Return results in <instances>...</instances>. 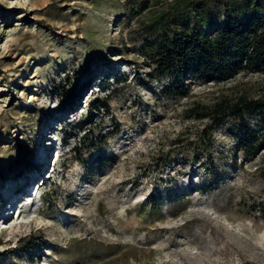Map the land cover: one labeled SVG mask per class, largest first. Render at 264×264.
Segmentation results:
<instances>
[{"label": "rangeland", "instance_id": "obj_1", "mask_svg": "<svg viewBox=\"0 0 264 264\" xmlns=\"http://www.w3.org/2000/svg\"><path fill=\"white\" fill-rule=\"evenodd\" d=\"M171 1L0 0V264H264V149L188 111L264 72L165 96L139 21Z\"/></svg>", "mask_w": 264, "mask_h": 264}, {"label": "trees", "instance_id": "obj_2", "mask_svg": "<svg viewBox=\"0 0 264 264\" xmlns=\"http://www.w3.org/2000/svg\"><path fill=\"white\" fill-rule=\"evenodd\" d=\"M210 1L173 0L139 21L150 52V76L171 81L164 90L167 97H188L192 80L212 82L247 70L264 72V0ZM161 3L156 0L154 5ZM212 5H220V18L214 16ZM188 12L192 20H185ZM188 111L216 123L236 118L242 132L237 148L246 156L264 149V128L252 129L245 122L247 111L264 119V99L225 97L212 105L194 103ZM260 210L264 216V205ZM34 243L33 239L27 245Z\"/></svg>", "mask_w": 264, "mask_h": 264}, {"label": "bare ground", "instance_id": "obj_3", "mask_svg": "<svg viewBox=\"0 0 264 264\" xmlns=\"http://www.w3.org/2000/svg\"><path fill=\"white\" fill-rule=\"evenodd\" d=\"M42 163H44V161H43ZM45 166H46V165L44 164L43 168H44ZM37 168L39 169V167H37ZM36 177H37V175H33V176H31V177L27 180V182H30L31 180H33V183H34L35 180H36Z\"/></svg>", "mask_w": 264, "mask_h": 264}]
</instances>
